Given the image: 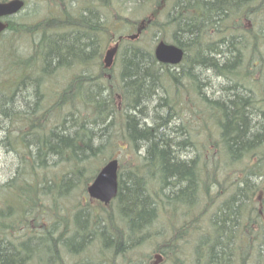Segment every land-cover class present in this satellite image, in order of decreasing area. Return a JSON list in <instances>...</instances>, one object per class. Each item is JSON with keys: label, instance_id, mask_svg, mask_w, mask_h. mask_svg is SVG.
<instances>
[{"label": "trees", "instance_id": "trees-1", "mask_svg": "<svg viewBox=\"0 0 264 264\" xmlns=\"http://www.w3.org/2000/svg\"><path fill=\"white\" fill-rule=\"evenodd\" d=\"M47 1L50 8L48 10L43 8L46 13L42 18L35 17L29 22L8 21V32L15 35L21 33L29 44L23 48L26 52H21L13 49L11 40L10 50L4 48V56L0 61V116L7 118L6 126L10 122H17L20 125L15 142L8 143L9 139L6 136L8 139L5 145L6 152L15 153L18 159L28 158L27 153L33 146L36 153L34 157L29 158L33 164L42 163L47 157L43 156L48 152L51 154L61 152L67 164L65 169H62L60 178L65 176L82 178L83 171L88 165L83 157L88 151L91 152L93 142L102 130L106 129L101 114L105 105L104 92L115 83L120 98V102L115 106L116 116L119 114V119L126 123L125 120L132 119L133 113L141 105H145L147 101L157 100L160 90L156 85L162 86L167 90L170 108L174 115L184 122L189 137L193 139L197 129L194 109L198 105L201 112L200 135L211 138L217 152L223 156L227 155L229 164L236 167L233 173L231 167L226 169L228 174L235 175L231 181L236 185L234 192L231 195L223 193L224 183L219 180L214 184V193L210 192L208 178H205L203 209L191 220H185L187 223L184 222V225L172 226L171 228L176 230L172 233H179L194 221L200 220L207 225L204 233L212 238L215 235V244H218L216 248L213 245L209 247L208 255L204 259L205 264H226V258L230 257L228 250L232 239L236 240L239 250L248 247L251 250L248 255L255 254L256 261L250 264H264L263 234H251L249 230L245 240L234 231L237 225H243L245 222L251 224L253 216L256 215L253 200L258 193L264 194V112L258 100H251L245 94L248 82L252 81V69L256 66L253 58L259 53V48L264 47V38L257 39L258 33L253 28L242 25V22L251 23L261 14L264 10V0H247L245 3H243L245 0H201L205 6L203 13L199 10V0ZM150 3L151 12L140 21L122 17L123 13L129 11L126 9L127 5H130L131 9L134 7L139 9L149 6ZM235 6L241 8L233 15H228L226 11ZM190 14L199 17L193 21ZM34 16H37L35 12L32 17ZM207 18H211L212 21L204 24ZM149 20L146 30L154 27L164 34L163 40L168 37L170 43L181 47L184 51L183 61L173 67L166 66L156 61L152 45L138 43L127 49L124 64L121 63L117 70L101 68L100 59H96L93 54V36L100 37L101 43L106 45L113 41V38L118 40L123 31L135 29L142 21ZM202 25L209 27L203 28ZM176 27L178 30L173 32ZM89 40H92L91 47ZM243 40L250 41V45L242 47L240 42ZM89 49L92 50L88 52ZM84 54L90 55L82 57ZM91 69L96 71L93 75L87 76L85 72ZM69 72L73 73L68 82L71 87L58 85L60 79H64L63 75ZM209 73L216 76H232L235 82L234 89L222 87V92L215 97L210 90L203 89L204 84L200 78V75L208 77ZM45 80L56 81L58 89L54 94L49 93L52 99L49 100L48 111L52 113L55 110L56 113L48 118L45 115L48 111L40 114L36 109L42 97L47 94L43 90L44 85L41 86L46 83ZM73 97L74 99L70 101ZM29 103L34 111L23 114L25 111L22 108L30 107ZM156 103L159 106V103ZM64 104L70 106L62 110ZM184 111H187L186 118L183 117ZM156 119L157 116H154L153 121L143 130L138 127L137 121L129 122L134 142L145 141L149 144L148 161L134 167L135 179L124 187V190H128L126 201L129 203V205L125 203L126 214L135 220L133 222L136 225L151 219L154 215L155 218L162 215L156 190L149 186L143 191L137 184L140 180L144 185L151 184L155 179L153 172L157 168L163 171L161 177L171 180V176H174L173 171L177 169L174 177L179 192H184L186 182L188 185L192 183L191 175L186 173L187 167L182 161L178 163L180 160L171 154L172 148L178 147L176 136L172 135L175 134L174 128L165 124L164 129L159 131L155 125ZM27 127L32 130L31 133L24 131ZM200 148L203 154L210 150L203 142ZM31 152L32 149L30 154ZM104 160L103 156L98 167ZM242 160H246L254 167L256 177L254 182L244 181L240 184L241 177L238 173ZM149 166L153 169H146ZM33 171L32 165L29 172ZM144 171L147 173V182L142 178ZM136 177L140 180H136ZM10 182H13V179ZM10 182L7 183L6 189H17L19 200L31 201L26 193L30 185L22 182L18 189ZM56 189L57 191L61 189L59 181L56 182ZM225 200L227 202L222 204ZM212 202L216 203L215 208H211ZM130 212L135 214V218L130 216ZM3 228V224L0 223L1 231ZM65 237L54 240V244L60 245V240ZM5 240L6 235L1 232L0 264H18L19 260L13 259L11 250L4 247ZM62 244L68 245V242L62 240ZM247 256L241 257L236 253V259L231 264H246Z\"/></svg>", "mask_w": 264, "mask_h": 264}, {"label": "rangeland", "instance_id": "rangeland-1", "mask_svg": "<svg viewBox=\"0 0 264 264\" xmlns=\"http://www.w3.org/2000/svg\"><path fill=\"white\" fill-rule=\"evenodd\" d=\"M26 1H28L26 7L13 17L15 21L27 20L26 22H29L33 21L35 17L36 19L42 18L46 13L43 8L46 10L50 8L47 0H39L37 2L35 0ZM246 1H243V3ZM46 4L47 7H45ZM151 6L152 4L150 3L147 7L139 9L134 7L131 9V6L127 5L126 9L129 11L123 13L122 17L140 21L149 15ZM204 7L203 2L199 0V10L201 13L205 11ZM236 11L235 6L229 8L226 13L233 15ZM34 12L37 16L32 17ZM111 17L112 15H110ZM198 17L199 15L190 14V19L193 21L198 19ZM210 21L212 19L207 18L204 24H208ZM253 23L250 28H253L256 33L262 34L264 32V10ZM248 24V22H242L244 26ZM202 27L207 28L209 26L202 25ZM134 32V28H130L123 31L122 35L126 36ZM162 34L154 29V27H151L142 33L137 40L127 42L123 48L125 49L138 43H142V45L149 43L152 45L153 52L155 45L163 40ZM117 35L119 34L117 33ZM97 39H100V37L94 35L93 54L96 59H100L101 54L103 58L106 48ZM1 40L0 61L4 56V48L5 50H10L11 40L12 46L14 45L13 49L21 50V52H26L23 48L29 44L21 33L15 35L11 32H5ZM115 40L113 38V41L109 42L107 46L111 47ZM166 41L169 42L168 37ZM124 49L119 50L112 66L113 71L117 70L121 63L122 65L124 64ZM258 52L253 58L256 64L253 69V76H255V80L261 77V82L264 83V47L259 48ZM95 71L96 69H91L90 71H86L85 74L87 76L93 75ZM115 81L116 79H114ZM202 83L204 84L203 89L210 90L215 97H218L222 92L221 84H225L228 90L234 89L235 84L230 78L224 79V76H216L212 73H209L208 77L204 76ZM248 83L249 85L246 88L247 91L245 90V94L247 93L251 100L256 101L258 98H261L264 102V99H262L264 92L260 91L259 93L254 85L250 82ZM118 94L119 89L115 86V83L103 94L105 105L101 114L104 118L106 129H103L101 134L93 142L91 152L88 151L83 157V160L88 163L87 168L83 171V177L74 179L76 182L74 181L72 185L63 187L59 191L56 189L54 179L60 176L62 169H65L67 163L64 155L61 152L50 153L48 158L43 159L42 163L38 164L36 162L34 164L33 172H29V169L19 165L17 167L19 175H15L14 168L10 169L9 163H15L18 158L15 153H11L14 157L7 153L3 145L8 139V143L16 141V132H18L20 125L17 122H10L6 126L5 122L7 118L0 116V223L4 227L2 231L0 229V233L3 232L6 235V242L9 245V250H11L10 254L13 259L19 260L18 264H133L137 262H132L130 255L135 247L140 246L141 243L148 249H152V256L154 257L159 252L162 253L163 262L161 264H205L203 260L204 254L207 244L210 242L209 236L204 233L207 225L200 220L194 221L188 228L178 234L172 233L170 221L175 222L176 226H178L185 220L194 218L195 215L200 213L205 202L203 192L205 176L208 178L210 184H214L216 180H219L221 183L223 181L224 184L228 183L232 174H228L226 169L233 166L227 160L224 164L219 163L223 155L217 152V148L211 142V138H206L202 134L194 136L193 139L189 137L184 122L174 115V112L169 106V96L165 88L162 87L160 89V94L156 101L151 100L145 103L148 106L147 111H141L138 108L133 113L132 119L125 120L126 123L119 119V114L116 116L115 106L120 102ZM51 99L49 93L42 97L39 106L36 108L40 114L49 110L48 104ZM73 99L74 97L70 101ZM155 102H158L159 106ZM22 103H24L23 100ZM29 106L22 108L25 111H23V114L34 111L31 103H29ZM68 106L70 105L66 106L64 104L61 108L62 110H66ZM155 106H157V109H155ZM260 108L264 112L261 106ZM147 112L148 114L145 115ZM49 113L50 111L45 113L47 118L52 117L56 111L54 110L52 113ZM154 116H157L155 125L159 131L164 129L165 124H168L170 128H174L175 134L172 135L173 137L176 136L177 144L182 145L180 148V156L177 159L181 160L187 167L186 173L189 170L193 173L191 175L192 183L188 185L186 182L184 184L186 186L184 192H179L180 189H177L175 179L170 180L167 177H161L160 171H158L153 182H158L159 184L156 183L158 188L155 190L159 199V209H161L160 211L165 215V218L162 219L160 217L158 219L159 221L155 222L158 226L144 227L141 230V234H147V236L141 237L142 242L136 245L135 242L129 243L126 241L131 230L124 226L121 219V212L127 211L125 209V200L123 201L122 199L124 195L123 184L129 179L132 180V177H134L132 173L134 172V167L141 166L148 161L147 150L149 144L145 141L134 142L135 140L131 135L129 122L137 121L138 127L143 130L145 126H148L153 121ZM11 128L14 130L9 131L8 129ZM3 139L5 142L2 141ZM202 142L210 147V150L204 154L200 148ZM119 146L123 148L121 149ZM160 147L164 148L161 145ZM31 149L32 152L30 154ZM30 150L27 153L28 158L34 157L36 153L33 146ZM45 156L47 155L43 157ZM103 156L105 160L98 167L99 160ZM112 158L117 159L120 165L118 195L111 202L104 205L90 198L87 188L94 181L102 167ZM143 173L142 178L145 180L144 182H147V173L146 171ZM11 179H13V182H10ZM31 180L35 181L33 182ZM8 182L17 187L21 186L22 182L23 184L30 185L26 193L30 196L31 201L23 202L15 198L12 190H6ZM31 185L35 187H31ZM210 192H213V185L210 187ZM257 195L253 200L256 215L252 218L250 225L253 230L250 232L263 234L264 237V194L262 192V194L258 193ZM7 201L8 203H6ZM7 227L9 228L7 229ZM70 229L71 231L77 230L78 233L74 232L71 235V231L69 232ZM156 230H159V232H156ZM234 231L247 240L249 229L244 224L237 225ZM61 235L70 236H66L67 238H64V240L73 248L77 246L76 252L70 246L62 244L63 239L60 240L57 251V248L53 244V239L61 238ZM114 237L120 241L125 240L123 247L126 245L129 246V248L123 251L121 257L125 258L126 263L123 259L116 260L111 254L112 250L106 249V244L110 243L109 241H113L111 239L107 241V239H113Z\"/></svg>", "mask_w": 264, "mask_h": 264}, {"label": "bare ground", "instance_id": "bare-ground-1", "mask_svg": "<svg viewBox=\"0 0 264 264\" xmlns=\"http://www.w3.org/2000/svg\"><path fill=\"white\" fill-rule=\"evenodd\" d=\"M7 1H10V0H0V2H7ZM23 1V6H22V8L17 12V13H15L14 15H12L10 18H9V20H14L13 19V17L14 16H16L19 12H21L25 7H26V5H27V2H26V0H22ZM241 6V5H240ZM240 6H238V7H236V9H240L241 7ZM224 13H221V15H223ZM254 20V19H253ZM253 20H252V22H253ZM251 22V23H252ZM244 26V25H243ZM176 30H178V27H176V28H174L173 29V32L174 31H176ZM256 38L257 39H261V38H264V32H262V34L261 33H258V34H256ZM93 40V39H92ZM92 40H89L90 42V47H91V45H93L92 44ZM98 40V42H100V39H97ZM94 41V40H93ZM119 42H117L118 44H112V46L111 47H108L107 45H108V43L106 44V45H104V48H106V51H105V54H106V52H107V50L108 49H111V48H114V47H116L117 48V50H116V55L118 54V52H119V50H122V49H124L123 48V46H125V44L127 43V42H129V41H132V39H121V40H118ZM95 42V41H94ZM93 42V43H94ZM161 42V41H160ZM160 42H158L155 46L157 47V45L160 43ZM165 43L166 44H168L167 43V41H165ZM240 45L242 46V47H248L249 45H250V41H248V40H243L242 42H240ZM179 48H181V47H179ZM127 49H129V47H126L125 49H124V53H126L127 52ZM182 49V48H181ZM92 49H89L88 50V52L89 51H91ZM182 51H183V49H182ZM184 52V51H183ZM85 55H90V54H84V55H81L82 57L83 56H85ZM190 55H191V53H190ZM260 55V54H259ZM154 57H155V54H154ZM155 59H156V61L157 62H159V63H162V62H160V61H158L157 60V58L155 57ZM162 64H164V65H166V66H171V67H173V65H178V64H180V63H178V64H172V63H168V62H166V63H162ZM158 74H160V73H158ZM201 77V80L204 78V76H202V75H200ZM225 78H230L231 80H233V77L232 76H230V75H226L225 77H224V79ZM256 78H255V76L254 77H252V81H254V82H250L252 85H254V87L256 88V90H258L259 91V93H260V91H263L264 92V83H262L261 82V77L260 78H257V80H255ZM227 85V84H226ZM157 86V89L158 90H160L161 88H162V86H158V85H156ZM155 86V87H156ZM221 87H224V88H226L227 86H225V84L223 85V84H221ZM247 88V87H246ZM246 88H245V90H246ZM247 91V90H246ZM255 91V90H254ZM254 91H253V93H254ZM246 95H247V93H246ZM262 99H264V97L262 98ZM259 102H260V104L259 105H261V106H264L263 104H264V102L261 100V98H258L257 99ZM17 104H18V102H16ZM156 103V102H155ZM156 105H157V103H156ZM194 105H195V102H194ZM198 105H196V108H197V110H199V108L197 107ZM147 108H148V106L147 105H141L140 107H139V109L141 110V111H147ZM194 111H195V109H194ZM148 114V112L147 113H145V115H147ZM9 126H11V125H9ZM24 131L25 132H27V133H31L32 132V130L30 129V128H25L24 129ZM251 132H253V131H251ZM3 142H5L4 141V139L2 140ZM6 145V143H4V145L3 146H5ZM182 147V145H180V144H178V147L177 148H172V154H173V157L176 159V158H178L180 155V153H181V151H180V148ZM6 150V149H5ZM10 154V153H9ZM10 155H12V154H10ZM46 155H47V157L46 158H48V156L50 155V152H48V153H46ZM13 157H14V155H12ZM227 156V155H226ZM226 156H223V157H221L220 158V160H219V163L220 164H224V163H226V160H227V157ZM179 162H181V160L180 161H178V163ZM159 163H162V161L161 160H159ZM19 165H22V166H24V167H26L27 169H31V166L33 165L34 166V164L29 160V158H21V159H16V162L15 163H9V166H10V169L11 168H14V174L15 175H19V170H17V167L19 166ZM133 165H135V164H133ZM152 166H157V165H154V164H152ZM240 166H241V169L239 170V173L238 174H240V177H241V182H240V184H242L244 181H246V183H250V182H254L255 180H256V177H255V173H254V167L250 164V163H248L246 160H242V161H240ZM189 168H191V167H189ZM232 168V173H233V171H234V169H236V167H231ZM146 169H153V167H148V168H146ZM158 171H160V174H162L163 173V171H161V170H158V168L153 172L154 173V176H156V174L158 173ZM176 171H178L177 169L176 170H174L173 171V175L176 177ZM63 172V171H62ZM62 172L60 173V176L62 175ZM67 172V171H66ZM231 172V171H230ZM185 173V172H184ZM231 173V174H232ZM66 174H68V172L66 173ZM186 174V173H185ZM188 174L189 175H192L193 173H191V170H189L188 171ZM60 176L57 178H55V181L57 182V181H59V183H60V188H63V187H68V186H70V185H72L73 183H74V179H77V178H73V177H68V176H65V177H63V178H60ZM174 176H171V178L174 180L175 179V177ZM234 177H235V175L234 174H232V176L230 177V180H229V182L228 183H225L224 184V187H223V189H222V192L223 193H225V194H228V195H231L233 192H234V189H235V186L236 185H234V184H232L231 183V181L234 179ZM135 179V177H132V180L131 179H129V180H127V182H125L126 183V185H125V183L123 184V187H127V185H129L130 184V182H132L134 179ZM205 178H207L206 176H205ZM65 179H66V181H65ZM136 180H140L138 177H136ZM137 181V182H138ZM209 181V180H208ZM76 182V181H75ZM157 184H158V182H156ZM155 182H152L151 184L150 183H146L145 185H144V183H141V180L139 181V183H137L138 184V187L139 188H141V189H143V191H144V189H146V187H152V188H154V189H156V188H158L157 187V184H156ZM215 184V183H214ZM214 184H210V182H209V185H210V187H211V185H213V191H214ZM159 185V184H158ZM89 187V186H88ZM87 190H88V188H87ZM127 192H128V190L127 189H125L124 190V192H123V201L126 203L127 201H126V199H127ZM214 193V192H213ZM88 195H89V192H88ZM90 196V195H89ZM90 198H92V199H94V200H96V201H98L96 198H93V197H91L90 196ZM225 202H227L226 200L224 201V202H222V204H224ZM127 204L129 205V203L127 202ZM210 206H211V208H215V206H216V203L215 202H212L211 204H210ZM141 208V207H140ZM139 208V209H140ZM161 210V209H160ZM163 216H165L164 214H162ZM130 216H133L134 218H135V214H131V212H130ZM160 216V215H159ZM214 217V219L216 218V215L215 216H213ZM130 219V218H129ZM152 219L154 220V224H152L151 226H153V225H157V224H155V222H158L159 220L157 219V218H155V215H154V217H152ZM131 220V219H130ZM188 220H191V219H188ZM134 222H135V220H133ZM132 221V225H131V227L133 228V230H132V232H131V237L132 238H128L126 241H128L129 243H133V242H135L136 243V245H139V242H142V238H141V236H139V234L137 233V228H139L138 227V225H136L134 222ZM171 222V227L172 226H176V224L175 223H173L172 221H170ZM185 222V221H184ZM184 222L183 223H181V224H179L178 226H182V225H184ZM185 223H187V222H185ZM246 227H248V229L251 231V230H253V228L251 227V225L250 224H248L247 222H245V224H244ZM158 226V225H157ZM173 228V227H172ZM171 228V230L172 231H176V230H174V229H172ZM71 231V229L69 230V232ZM111 231V230H110ZM109 231V232H110ZM78 233V231L77 230H73V231H71V235H72V233ZM156 232H159V230H156ZM251 234H253V233H251ZM209 236V238H210V242H208V244H207V247H206V251H205V254H204V259H205V257H206V255H208V250H209V247L210 246H212L213 245V247H217V245L218 244H215V242H216V236L214 235L213 236V238L210 236V235H208ZM64 237V235H61V238H63ZM113 240V241H109V240ZM107 241H109L110 243H107L106 244V249L108 248V249H111L112 251H111V254H112V256L113 257H115L116 258V260L117 259H123V261L126 263V260H125V258H121L122 257V254H123V251L124 250H126V248H129V246H124L123 247V244H124V241L125 240H123V241H120L119 239H115V237L112 239V238H109V239H107ZM208 241V240H207ZM206 241V242H207ZM5 242H6V240H5ZM135 243H134V245H135ZM138 243V244H137ZM54 246L57 248V251H58V249H59V245L58 244H54ZM69 246V245H68ZM4 247H6V248H9V245L7 244V242L5 243V245H4ZM56 250V249H55ZM264 250V249H263ZM229 254H230V257H228V258H226V264H231L232 262H233V260H235L236 259V253H239L240 254V256L241 257H245V256H247L250 252H251V250H250V248H248V247H245V249H243V250H239V248H238V244H237V242H236V240L234 239H232V242H230V245H229ZM255 255V254H254ZM254 255H248L247 256V262H246V264H250V263H253L254 261H256V256H254ZM130 257H131V261L132 262H134V261H136L138 264H155L156 263V261L157 260H155L154 258H153V256H152V249H148L147 247H145L144 245H143V243H141V245L140 246H138V247H135V249H134V251L131 253V255H130ZM135 259V260H134ZM203 259V260H204ZM137 263H133V264H137Z\"/></svg>", "mask_w": 264, "mask_h": 264}, {"label": "water", "instance_id": "water-1", "mask_svg": "<svg viewBox=\"0 0 264 264\" xmlns=\"http://www.w3.org/2000/svg\"><path fill=\"white\" fill-rule=\"evenodd\" d=\"M23 6L22 0H10L7 2H0V33L6 28V24L1 21L3 17H9L17 13ZM138 34L131 35L129 39H136ZM117 48L108 49L105 56V66L112 65ZM155 57L162 63L178 64L182 61L183 51L181 48L173 45L166 44L161 41L155 48ZM118 162L116 159L107 162L98 175L88 187L89 195L96 198L104 204H108L115 198L118 189L117 181Z\"/></svg>", "mask_w": 264, "mask_h": 264}, {"label": "flooded vegetation", "instance_id": "flooded-vegetation-1", "mask_svg": "<svg viewBox=\"0 0 264 264\" xmlns=\"http://www.w3.org/2000/svg\"><path fill=\"white\" fill-rule=\"evenodd\" d=\"M145 23L142 21V25H144ZM254 23L252 22L251 23V26L253 25ZM7 25H8V23H7ZM7 27L8 26H6V29L4 30L5 32H8V30H7ZM135 31H136V33H140V31H141V33H143L145 30H146V27H142L141 28V30H140V28H138V27H136L135 29H134ZM138 30V31H137ZM5 32L3 33H1V35L2 34H5ZM133 34V33H132ZM0 35V36H1ZM141 35V34H140ZM124 35H122L121 34V36H120V39L119 40H121V39H128L130 36L129 35H126V36H124ZM117 42H119L118 40L117 41H114V44H118ZM116 54H115V56H114V59H113V62H112V65L110 66V67H106L105 66V61H104V55H103V58H102V54H101V57H100V60H99V64L101 65V68H103L104 70H112V66H113V64H114V62H115V59H116ZM184 58V57H183ZM183 61V60H182ZM255 67V66H254ZM254 69V68H253ZM253 69H252V76H253ZM72 72H69V73H67V74H64L63 75V78L64 79H60V81H59V84L58 85H60L61 87H63V86H67V87H71L70 86V84L68 83L69 82V80L72 78ZM254 77V76H253ZM46 81V83L45 84H42L41 86H43V90L45 91V92H47V93H56L57 91H58V89H57V85H56V81H52V80H45ZM195 117H194V121H195V128H197L196 129V132L194 133V135L195 136H197V135H200V133H201V126H200V120H201V112L199 111V110H197V108H196V106H195ZM183 117L184 118H186L187 117V112L186 111H184V114H183ZM17 135H18V132H16V137H17ZM119 168H120V165H119V167H118V188H119ZM133 173V172H132ZM16 188H18V187H16ZM19 189V188H18ZM7 191H11L9 188L8 189H6ZM14 193H13V195H14V197L15 198H18L19 197V191L17 190V189H14V190H12ZM118 195V189H117V194H116V196ZM116 196H115V198H116ZM18 199H20V198H18ZM125 209H127V207L125 208ZM160 217H162V219L163 218H165V216H163V215H158L156 218L157 219H160ZM130 217L129 216H127V214H126V212L125 211H123V212H121V219H122V223L124 224V226H126V227H128L130 230H131V232H132V230H133V228L131 227V225H132V219L130 220L129 219ZM173 223H175V222H173ZM152 224H154V220L151 218V219H148V220H146V221H143V223H139V224H137L138 225V227L139 228H137V233L139 234V236H141V237H145V236H147V234H141V230H143L144 229V227H147V226H151ZM182 232V231H181ZM181 232H179L178 234H180ZM151 234V233H150ZM67 236V235H66ZM67 237H70V236H67ZM67 237H65V238H67ZM128 238H132L131 237V233H130V235L128 236ZM56 239H58V238H55V239H53V244H54V240H56ZM64 240V239H63ZM164 244V243H163ZM72 250L73 251H77V246L75 247V248H72ZM153 258L155 259V260H157L156 261V263L155 264H161L162 262H163V255H162V253L161 252H159L158 254H156L155 255V257L153 256Z\"/></svg>", "mask_w": 264, "mask_h": 264}]
</instances>
